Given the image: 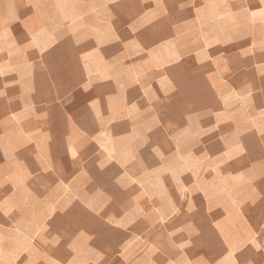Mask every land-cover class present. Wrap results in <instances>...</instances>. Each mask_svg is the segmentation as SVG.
<instances>
[{"label": "rangeland", "instance_id": "obj_1", "mask_svg": "<svg viewBox=\"0 0 264 264\" xmlns=\"http://www.w3.org/2000/svg\"><path fill=\"white\" fill-rule=\"evenodd\" d=\"M65 12L0 39L3 257L255 264L264 132L233 111L240 67L264 61V0Z\"/></svg>", "mask_w": 264, "mask_h": 264}, {"label": "crops", "instance_id": "obj_2", "mask_svg": "<svg viewBox=\"0 0 264 264\" xmlns=\"http://www.w3.org/2000/svg\"><path fill=\"white\" fill-rule=\"evenodd\" d=\"M115 0H0V39L12 40L15 38L20 43L25 39L27 32L32 31L33 27L44 19L49 20L55 17H66L65 9L73 8V15L78 17H92L98 14L99 10L113 7ZM49 20L45 23H51ZM241 68L240 76L235 81L234 91L241 95L242 99L235 106L233 111L234 119L242 123H249L250 129L253 130L251 135H262L264 132V61L250 60ZM10 72V71H7ZM0 80V87H1ZM240 107V110L237 109ZM237 115V117H236ZM239 116V118H238ZM252 142V141H251ZM254 149L251 148V152ZM257 152L262 149H256ZM21 220H27V214L18 215ZM1 232V230H0ZM24 249V246H14L9 252L10 259L17 254V250ZM58 258H60L57 255ZM57 258V259H58ZM59 260V259H58ZM6 261L0 249V263ZM33 264L32 261H28ZM255 264H264V240L259 254L255 255Z\"/></svg>", "mask_w": 264, "mask_h": 264}]
</instances>
